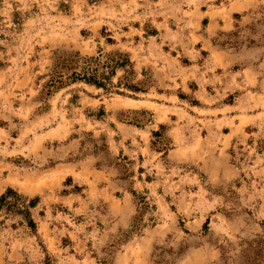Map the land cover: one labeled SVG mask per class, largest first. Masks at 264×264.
Returning a JSON list of instances; mask_svg holds the SVG:
<instances>
[{"label":"rangeland","instance_id":"obj_1","mask_svg":"<svg viewBox=\"0 0 264 264\" xmlns=\"http://www.w3.org/2000/svg\"><path fill=\"white\" fill-rule=\"evenodd\" d=\"M263 18L264 0H0V195L36 198L35 228L0 218V264H264ZM75 51L132 66L49 88Z\"/></svg>","mask_w":264,"mask_h":264},{"label":"trees","instance_id":"obj_2","mask_svg":"<svg viewBox=\"0 0 264 264\" xmlns=\"http://www.w3.org/2000/svg\"><path fill=\"white\" fill-rule=\"evenodd\" d=\"M258 22L261 23V21ZM236 33L238 34L237 31L235 34ZM55 58L56 59L52 70L54 74L51 75V78L47 84L49 88H54L56 85H62L64 78L74 82L84 81L97 87L105 88V80H109L111 78V76L115 73L116 68L126 67V65L132 66V61L129 57L118 58L117 60L111 59L114 62L113 65H110L109 63L102 65L106 66V68H110V71H108V73L102 72L100 75L98 74V68L96 66V64H100V62L96 63V58L84 56L78 51H75L66 57L65 55L58 54ZM59 67L65 68L66 72L59 71ZM128 87L131 89L136 88L133 84H130ZM35 204L36 198L30 199L29 202L26 203V199H24L22 195H20L15 189L8 187L5 192L0 195V218L2 216L8 217L13 214H19L28 226L35 228L36 222L32 217L30 210V208ZM2 221L3 220L0 219V223Z\"/></svg>","mask_w":264,"mask_h":264}]
</instances>
